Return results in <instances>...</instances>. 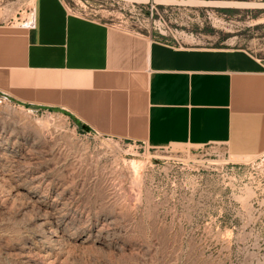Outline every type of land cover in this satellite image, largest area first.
<instances>
[{"label": "rangeland", "instance_id": "obj_1", "mask_svg": "<svg viewBox=\"0 0 264 264\" xmlns=\"http://www.w3.org/2000/svg\"><path fill=\"white\" fill-rule=\"evenodd\" d=\"M63 2L86 19L185 49L243 50L264 64V8ZM31 5L0 0V18L24 20ZM131 160L144 164L139 178ZM0 264H264V155L153 150L0 95Z\"/></svg>", "mask_w": 264, "mask_h": 264}, {"label": "crops", "instance_id": "obj_2", "mask_svg": "<svg viewBox=\"0 0 264 264\" xmlns=\"http://www.w3.org/2000/svg\"><path fill=\"white\" fill-rule=\"evenodd\" d=\"M16 21L0 18V95L11 102L153 150L264 155V64L247 52L177 47L73 14L63 0H32Z\"/></svg>", "mask_w": 264, "mask_h": 264}, {"label": "bare ground", "instance_id": "obj_3", "mask_svg": "<svg viewBox=\"0 0 264 264\" xmlns=\"http://www.w3.org/2000/svg\"><path fill=\"white\" fill-rule=\"evenodd\" d=\"M156 2L159 5H174L176 3H182L183 5L191 6L192 8L193 7H200V6H202V7L234 8V9L264 8V4L243 3V2H204V1H195V0L182 1V2H178L176 0H156ZM50 125H51L50 120L46 119L45 127L42 130V132H43L42 134L44 136H46L48 134V132H49L48 130L50 129ZM142 163L138 162L136 160H131L127 164L129 171H131L133 174H135L134 176H136L137 178H139V176L142 175V171L144 169V164H142Z\"/></svg>", "mask_w": 264, "mask_h": 264}, {"label": "built area", "instance_id": "obj_4", "mask_svg": "<svg viewBox=\"0 0 264 264\" xmlns=\"http://www.w3.org/2000/svg\"><path fill=\"white\" fill-rule=\"evenodd\" d=\"M143 146H145L144 144H142Z\"/></svg>", "mask_w": 264, "mask_h": 264}]
</instances>
